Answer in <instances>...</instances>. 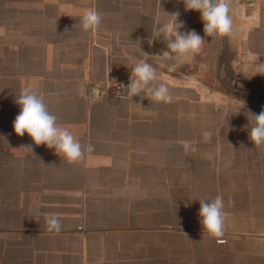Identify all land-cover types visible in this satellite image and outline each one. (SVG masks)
<instances>
[{
	"label": "crops",
	"instance_id": "crops-1",
	"mask_svg": "<svg viewBox=\"0 0 264 264\" xmlns=\"http://www.w3.org/2000/svg\"><path fill=\"white\" fill-rule=\"evenodd\" d=\"M230 8L232 33L209 37L183 0H0V264H264V145L249 133L250 112L264 110V0ZM89 10L103 19L86 33ZM177 12L179 31L204 41L169 70L174 54L154 30ZM144 61L170 103L111 92ZM23 89L83 160L15 133ZM218 194L222 243L199 217V199Z\"/></svg>",
	"mask_w": 264,
	"mask_h": 264
},
{
	"label": "clouds",
	"instance_id": "clouds-1",
	"mask_svg": "<svg viewBox=\"0 0 264 264\" xmlns=\"http://www.w3.org/2000/svg\"><path fill=\"white\" fill-rule=\"evenodd\" d=\"M230 2L231 0H183L186 10L201 13V20L204 23L203 31L209 37L226 36L232 33ZM169 15L175 17L174 23H161L154 32L158 37L163 38L170 50L163 55L174 54L173 59L176 63L169 65V70H174L190 55L201 50L204 38L195 30L181 33L179 30L184 27V24L177 22L179 13ZM102 19L98 11H87L80 18L82 30L86 33L94 32L102 23ZM156 76L157 71L152 63L146 61L137 63L131 71L129 84L121 85L127 90L125 98L142 96L157 102L170 103L172 97L168 86L165 83L155 85ZM15 103L20 107V112L13 123L14 131L18 136L23 137L27 133L35 145H46L47 148L54 149L55 153L68 163H77L84 159L85 150L67 128L58 125L57 117L48 110L42 96L31 89H23L20 95L15 97ZM250 113L254 119V126L249 130L250 140L255 147H258L264 145V110L258 114ZM24 147L32 150L31 145ZM86 151H93V146L89 145ZM199 203V217L203 232L207 231L211 237L217 238V241L222 243L223 241L219 238L225 234V222L229 216V213L224 210L223 197L218 194L210 201L199 199ZM45 223L49 232L59 233L63 227L61 219L55 215L46 216Z\"/></svg>",
	"mask_w": 264,
	"mask_h": 264
},
{
	"label": "built area",
	"instance_id": "built-area-1",
	"mask_svg": "<svg viewBox=\"0 0 264 264\" xmlns=\"http://www.w3.org/2000/svg\"><path fill=\"white\" fill-rule=\"evenodd\" d=\"M121 85H123L122 82H119V83L115 84L114 89L111 92L114 93L115 95L124 94V88Z\"/></svg>",
	"mask_w": 264,
	"mask_h": 264
}]
</instances>
